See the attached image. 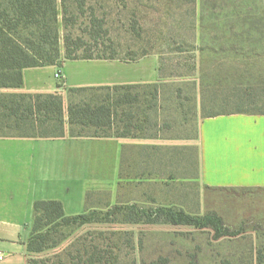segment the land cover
<instances>
[{
	"label": "rangeland",
	"instance_id": "1",
	"mask_svg": "<svg viewBox=\"0 0 264 264\" xmlns=\"http://www.w3.org/2000/svg\"><path fill=\"white\" fill-rule=\"evenodd\" d=\"M76 1L67 0L73 37L86 34L89 13L95 12L105 21L107 44L113 43L121 57L143 50L157 55L162 75L156 97V88L146 85L75 93L76 100H107L115 106L124 95L136 97L134 103L117 107L119 124L123 112H134L145 133L182 138L198 130L205 84L234 87L244 97L242 104L230 99L217 109L256 108L258 101L249 95L248 86L264 81V0H81L85 14ZM57 6L65 53L62 0ZM149 170L155 176L146 173L143 182L135 177V168H124L123 175L130 178L116 201L110 205L105 194H97L89 210L105 213L115 205L136 204L195 216L212 213L220 217L227 234L167 222L59 226L65 234L62 243L34 258L60 254L47 264H264V188L202 183L194 149L177 148L176 154L162 156L157 169Z\"/></svg>",
	"mask_w": 264,
	"mask_h": 264
},
{
	"label": "crops",
	"instance_id": "2",
	"mask_svg": "<svg viewBox=\"0 0 264 264\" xmlns=\"http://www.w3.org/2000/svg\"><path fill=\"white\" fill-rule=\"evenodd\" d=\"M161 81L160 59L149 54L137 61L76 59L26 67L20 87H0V96L59 92L67 120L63 136H0V253L5 254L0 264H29L28 240L37 200H59L67 215L94 208L90 200L97 194H105L111 205L120 187L129 182L124 168H135V177L144 182L146 173L155 176L149 169H157L162 156L176 154L177 148L196 151L202 183L264 188V109L210 117L198 113L196 134L184 138L155 131L103 137L70 133V88ZM248 87L259 96L264 81ZM224 98L223 88L204 85L205 105L210 99L223 104Z\"/></svg>",
	"mask_w": 264,
	"mask_h": 264
},
{
	"label": "trees",
	"instance_id": "3",
	"mask_svg": "<svg viewBox=\"0 0 264 264\" xmlns=\"http://www.w3.org/2000/svg\"><path fill=\"white\" fill-rule=\"evenodd\" d=\"M79 11L83 14L84 2L77 0ZM63 23L66 33L63 36L65 53L61 50L59 30V12L57 0H0V87H20L23 83V70L26 67L44 65H62L63 60L76 59H121L137 61L149 55L143 50L134 56L121 57L113 43L109 32L104 28V19L97 18L95 12L88 16V29L85 35L73 37L70 27L71 17L67 11V0H62ZM108 37V38H106ZM153 85L154 97L158 92L157 84H128L115 86L73 87L69 89L68 123L70 133L75 136H127L144 132L143 123H138L134 112H123L119 124L120 103H134L136 97L124 95L115 106L102 102H91L87 99L76 100L75 93L101 90H118L120 88H139ZM61 86V84H60ZM237 90L240 89L236 86ZM225 103L236 99L242 104L243 96L237 94L234 87L224 88ZM249 95L258 101L255 109L242 107L232 109L248 112L264 109V91L258 96L255 90L248 87ZM255 92V93H254ZM110 94H107L109 96ZM230 95V96H229ZM204 97V96H203ZM202 97V98H203ZM204 99V98H203ZM215 99H210L208 106L202 100V117L231 113L232 110L217 109ZM253 103V102H252ZM263 104V105H262ZM151 107V105H150ZM153 107V105H152ZM250 109V110H249ZM218 110V111H216ZM264 113V112H263ZM145 114L139 121L144 120ZM66 112L64 98L61 93H3L0 96V136H42L56 137L65 134ZM137 131V132H136ZM121 213L120 218L118 214ZM159 223L190 224L214 228L218 235L227 234L220 217L216 214L192 215L184 210L158 206L143 208L136 204L115 205L107 212L86 209L77 215H67L59 200H37L34 204V221L28 240L30 252L29 264H47L60 257L34 258L35 253H44L56 248L64 239L59 226H82L90 223ZM94 255L90 261H94Z\"/></svg>",
	"mask_w": 264,
	"mask_h": 264
},
{
	"label": "built area",
	"instance_id": "4",
	"mask_svg": "<svg viewBox=\"0 0 264 264\" xmlns=\"http://www.w3.org/2000/svg\"><path fill=\"white\" fill-rule=\"evenodd\" d=\"M56 77L59 79L61 78V71L58 70L56 73ZM5 259V254L4 253H0V262L3 261Z\"/></svg>",
	"mask_w": 264,
	"mask_h": 264
}]
</instances>
